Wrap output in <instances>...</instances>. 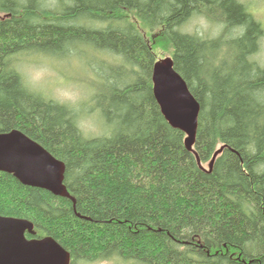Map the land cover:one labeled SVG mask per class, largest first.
I'll use <instances>...</instances> for the list:
<instances>
[{
    "label": "trees",
    "instance_id": "trees-1",
    "mask_svg": "<svg viewBox=\"0 0 264 264\" xmlns=\"http://www.w3.org/2000/svg\"><path fill=\"white\" fill-rule=\"evenodd\" d=\"M45 4L0 0L7 14L0 20V132L18 129L63 160L75 200L0 171V214L32 221L35 236L54 237L71 264L114 256L143 264H264V63L256 59L264 28L249 5ZM194 17L208 22L203 34L184 29ZM69 44L115 60L105 67L110 75L88 81L97 135L80 126L76 108L33 89L18 67L26 54L61 58ZM158 50L172 53L201 104L194 148L202 165L154 96Z\"/></svg>",
    "mask_w": 264,
    "mask_h": 264
},
{
    "label": "water",
    "instance_id": "water-1",
    "mask_svg": "<svg viewBox=\"0 0 264 264\" xmlns=\"http://www.w3.org/2000/svg\"><path fill=\"white\" fill-rule=\"evenodd\" d=\"M152 80L162 113L173 127L186 132L185 144L193 150L201 104L175 69L172 57L155 63ZM223 148L215 152L212 163ZM0 171L13 173L25 185L75 200L64 183L65 162L20 130L0 132ZM33 230L34 224L27 219L0 215V264H70V252L52 236L27 238L26 231Z\"/></svg>",
    "mask_w": 264,
    "mask_h": 264
},
{
    "label": "rangeland",
    "instance_id": "rangeland-1",
    "mask_svg": "<svg viewBox=\"0 0 264 264\" xmlns=\"http://www.w3.org/2000/svg\"><path fill=\"white\" fill-rule=\"evenodd\" d=\"M247 3L250 7V11L254 14L263 25L264 28V0H242ZM47 6L50 8L60 7V0H45ZM80 24L90 23L96 25L94 22H88L86 20H79ZM208 22L200 17L192 18L189 23L184 26V29L194 32L203 29H208ZM77 47V48H74ZM81 46L66 45V49L63 52L61 58H54L47 56L48 54L31 53L24 55L18 67L23 73L27 83L41 92L45 96H51L56 100L65 102L71 107L76 108V113L79 115L80 126L89 134L97 135L102 131L101 124L98 120V115L95 112H88L92 106V99L94 98L93 87L88 83L90 78L98 76V74H104L105 76L110 75L109 71L105 67H109V63L115 62L114 57L110 56L109 53L104 54L105 61L99 60L95 54ZM158 53L172 55L171 52ZM82 54L90 57L88 61H83ZM109 54V55H108ZM59 57V55H58ZM256 58V57H255ZM258 61L264 63V31L261 38V50L257 54ZM108 61V62H107ZM15 64V63H14ZM13 64V65H14ZM17 65V64H16ZM102 71H101V70ZM112 73V71H111ZM99 77V76H98ZM104 77V76H103ZM115 82V80L113 81ZM47 96V97H48ZM91 103V104H89ZM83 112V113H82ZM87 114V115H86ZM207 165V164H206ZM76 264H143L139 261L130 259L126 260L119 256H114L111 259L98 262H80Z\"/></svg>",
    "mask_w": 264,
    "mask_h": 264
},
{
    "label": "bare ground",
    "instance_id": "bare-ground-1",
    "mask_svg": "<svg viewBox=\"0 0 264 264\" xmlns=\"http://www.w3.org/2000/svg\"><path fill=\"white\" fill-rule=\"evenodd\" d=\"M98 11H99V9H98ZM103 11V10H102ZM23 77V76H22ZM39 94V93H38ZM38 141V140H37ZM70 190V189H69ZM72 192V191H71Z\"/></svg>",
    "mask_w": 264,
    "mask_h": 264
}]
</instances>
